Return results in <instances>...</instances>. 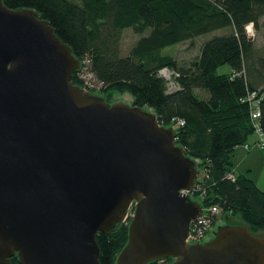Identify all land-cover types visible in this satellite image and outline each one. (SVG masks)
<instances>
[{"label":"water","instance_id":"obj_1","mask_svg":"<svg viewBox=\"0 0 264 264\" xmlns=\"http://www.w3.org/2000/svg\"><path fill=\"white\" fill-rule=\"evenodd\" d=\"M80 61L47 20L0 0V264H100L96 243L134 207L115 264H264V231L203 216L197 163L150 109L109 104L72 84Z\"/></svg>","mask_w":264,"mask_h":264},{"label":"trees","instance_id":"obj_2","mask_svg":"<svg viewBox=\"0 0 264 264\" xmlns=\"http://www.w3.org/2000/svg\"><path fill=\"white\" fill-rule=\"evenodd\" d=\"M3 3L10 10L36 11L72 49L81 63L71 77L72 84L98 91L108 103L110 93H128L133 106L150 109L160 125L175 128L176 145L198 162L200 173L192 197L198 198L204 209L220 210L212 223L227 212L231 217L240 214L251 233L264 231V191L245 176H236L231 161L235 150L255 137L249 106L242 102L250 92L258 95V123L264 131V47L258 48L245 30L250 25L258 28L264 17V0ZM124 30H131L139 38L129 53L121 56ZM208 34L212 36L201 43L198 55L185 66L173 56L162 54L165 48L193 44ZM222 66L230 71L218 74ZM165 67L178 74L179 90L171 94L158 77ZM92 81L100 89L90 88ZM127 235L128 225L124 223L108 234H97L100 264H115ZM10 263L20 264L15 255ZM170 263V259H164L148 264Z\"/></svg>","mask_w":264,"mask_h":264},{"label":"rangeland","instance_id":"obj_3","mask_svg":"<svg viewBox=\"0 0 264 264\" xmlns=\"http://www.w3.org/2000/svg\"><path fill=\"white\" fill-rule=\"evenodd\" d=\"M245 30L247 35H249L254 40L255 45L258 48L264 47V17L260 20L257 29H255L253 26H247ZM217 35H220V33L218 32ZM211 36L212 35L210 34L201 36L198 38L199 40L195 41L193 44H191L190 42H185L174 47L165 48L162 50V54L173 56L180 66H185L192 60H194V58L198 55L199 46L201 45V43L209 39ZM138 38L139 36L135 35L131 30H124L121 40V56H126L129 53ZM229 71L230 68L228 66H222L217 70V73L225 74ZM92 83H94V81H92ZM92 86L100 89V86H96L95 83ZM98 93V91L95 92V94L102 96ZM118 101L123 102L124 104L128 103V105L133 104V98L128 93H110L109 104H114ZM255 149L254 151L252 150L251 153H249V151V154L245 155L244 153H242L243 151H241L243 150V148H241L236 151L234 156L231 157V160L233 161L232 163L235 171L238 170L237 172L240 175H243L246 178L252 180L258 189L264 191V152H262L259 148ZM245 153H247V151ZM196 163L198 162L196 161ZM197 171L198 173H200L199 168H197ZM194 200L200 202L198 198H195ZM127 213V217L123 222L126 225H128L131 221L134 213V207L131 206ZM223 216L217 219V222L213 226L212 231H215L217 229L218 224H224Z\"/></svg>","mask_w":264,"mask_h":264},{"label":"built area","instance_id":"obj_4","mask_svg":"<svg viewBox=\"0 0 264 264\" xmlns=\"http://www.w3.org/2000/svg\"><path fill=\"white\" fill-rule=\"evenodd\" d=\"M158 77L161 78L166 86V92L171 94L179 90V86L176 83V78L178 74L170 69V68H162L158 72ZM89 79H87L88 82ZM88 84V83H87ZM90 86V85H89ZM93 87L92 85L90 88ZM243 103H247L250 110V121L254 127V135L256 137V141L253 144H244L242 148L249 152L253 148H259L264 150V131L261 129L258 121L261 117L259 111V98L256 92H250L247 94L245 99L242 101ZM180 126H183L184 123L182 121H178ZM229 179L234 180L233 175L228 176ZM195 191V188L191 191H183L184 194L192 195ZM220 214V210L218 207H210L208 209L203 210V216L195 220L191 223L188 237L186 239V243L193 244V243H203L205 242L213 228L214 222L212 223V218L214 219L215 216Z\"/></svg>","mask_w":264,"mask_h":264},{"label":"crops","instance_id":"obj_5","mask_svg":"<svg viewBox=\"0 0 264 264\" xmlns=\"http://www.w3.org/2000/svg\"><path fill=\"white\" fill-rule=\"evenodd\" d=\"M254 142H255V137L253 136V137H252L247 143H248V144H253ZM239 149H241V148H239ZM239 149H236L232 156H234V154L236 153V151L239 150ZM254 149H255V148H254ZM254 149H252V150L254 151ZM252 150H251L249 153H251ZM255 150H256V149H255ZM260 150H261V149H260ZM241 151H243L242 153H244L245 155H246V154H249L248 152L245 153L246 151H244V149L241 150ZM261 151L264 152V150H261ZM231 161H232V160H231ZM232 162H233V161H232ZM237 171H238V170H237ZM237 171L234 170V173H235L236 176L240 175Z\"/></svg>","mask_w":264,"mask_h":264},{"label":"bare ground","instance_id":"obj_6","mask_svg":"<svg viewBox=\"0 0 264 264\" xmlns=\"http://www.w3.org/2000/svg\"><path fill=\"white\" fill-rule=\"evenodd\" d=\"M182 193H183V192H182ZM130 208H131V207H130ZM130 208H129V209H130ZM133 214H134V213H133ZM132 217H133V216H132ZM131 219H132V218H131ZM211 233H212V230H211Z\"/></svg>","mask_w":264,"mask_h":264},{"label":"flooded vegetation","instance_id":"obj_7","mask_svg":"<svg viewBox=\"0 0 264 264\" xmlns=\"http://www.w3.org/2000/svg\"><path fill=\"white\" fill-rule=\"evenodd\" d=\"M213 232H214V231H213ZM213 232H212V234H213ZM210 237H212V235H211ZM210 237H209V238H210Z\"/></svg>","mask_w":264,"mask_h":264}]
</instances>
